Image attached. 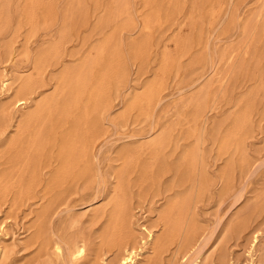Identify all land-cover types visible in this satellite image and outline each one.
Returning <instances> with one entry per match:
<instances>
[{
    "label": "rangeland",
    "instance_id": "rangeland-1",
    "mask_svg": "<svg viewBox=\"0 0 264 264\" xmlns=\"http://www.w3.org/2000/svg\"><path fill=\"white\" fill-rule=\"evenodd\" d=\"M48 1L50 13L43 12L39 5L33 26L27 20L29 0H0V65L7 66L10 73L37 77L35 65L40 51L57 40L68 25L75 31L65 55L78 53V58L114 33L122 49L124 72L119 82L111 85V121L105 123L107 132L99 147L104 149L102 172L106 182L79 190L72 200L73 213L82 218L81 229L92 243L87 262L92 263L100 249L107 250L111 245L109 237L102 234L111 215L116 184L112 173L122 163L111 159L125 146L142 144L170 129L177 156L199 144L215 178L230 162H237L227 189L225 182H216L197 200L196 218H188L183 233L193 220L200 239L181 264H191L194 255L200 253L216 264H254L249 254L254 232L260 233L254 258L264 263V0H130L129 14L116 21L112 18L116 11L113 0ZM168 1L172 7L168 8ZM152 16L156 21L152 28L145 29ZM117 25L123 27L116 30ZM135 40L146 41L145 56H133ZM166 55L174 64L164 76L158 100L147 111L131 109L137 96L162 76ZM63 68L51 65L45 75L38 76L37 85L44 86L39 91L46 90L22 113L54 93ZM198 97H204L208 108L206 115L197 119ZM246 109L248 122L240 125L241 112ZM237 131L235 136L242 137L241 149L233 144L230 151L225 150L224 140ZM7 138L0 136V154L7 148ZM132 177L130 195L149 191L148 182L141 186L139 174ZM168 180L167 185L171 182ZM96 191L101 197L90 207L87 201ZM43 193L39 189L10 217L5 214L7 204L0 208V223L7 222V233L0 237V244L15 249L9 257L0 256V264H27L36 255L39 245L31 242L38 233L39 213L47 204ZM166 202L163 195L149 194L142 204L136 198L140 222L162 224L165 220L160 210ZM56 224L59 226V220ZM180 242L177 240L161 254L150 250L143 260L149 257L153 264H174L183 255L178 252Z\"/></svg>",
    "mask_w": 264,
    "mask_h": 264
},
{
    "label": "bare ground",
    "instance_id": "bare-ground-1",
    "mask_svg": "<svg viewBox=\"0 0 264 264\" xmlns=\"http://www.w3.org/2000/svg\"><path fill=\"white\" fill-rule=\"evenodd\" d=\"M113 2L116 4L112 16L115 21L129 14L130 0ZM39 5L43 6L46 14L51 11L48 0H29L27 20L33 26L36 25ZM169 7H172L170 1ZM156 19L150 17L144 28H152ZM122 27L117 25L116 30ZM74 31L71 25L66 26L57 40L40 51L35 65L39 77L45 75L51 65H62L64 68L54 93L39 99L27 112L21 111L30 107L46 89L39 91V87L44 86L37 85L38 76L12 74L7 66L0 65V136L8 137L7 148L0 154V160L6 158L4 162L0 161V208L7 204L5 214L10 217L12 211L29 203L39 189L44 191L47 204L39 213L38 233L31 242L39 247L27 264H153L152 258L143 260L145 254L150 250L161 254L177 240L181 241L178 252L183 255L174 264H181L196 246L194 242L200 239L199 228L193 220L183 233L188 218H196L197 200L216 182H225L227 189L237 162L226 164L224 172L215 178L199 144L184 149L177 156L170 129L142 144L125 146L115 157H110L113 162L122 161L112 173L116 184L111 195V215L102 234L103 238L109 237L111 245L107 250L100 249L94 261L88 263L92 243L81 229L82 218L73 213L72 200L79 190L97 188L106 182L102 172L104 149L99 147L107 132L105 123L111 121V85L119 82L124 65L117 33L99 45L90 46L78 58V53L65 55V48ZM146 45L145 40L133 41V56H145ZM8 52L13 53L11 48ZM165 59L162 76L137 96L131 109L140 107L147 111L156 103L164 76L174 64L171 56L166 55ZM196 102L198 119L203 113L206 115L208 105L204 97H198ZM241 113L240 125L246 124L249 111L246 109ZM125 116L123 114V118ZM218 133H215L216 138H219ZM237 133L224 140L225 150L228 151L233 144L238 151L241 149L242 137L235 136ZM133 174H139L141 186L149 183V191L130 195ZM166 178L171 181L168 185ZM149 194L154 197L163 195L167 201L160 210L165 220L162 224L140 222L142 216L136 211L139 206H135L134 200L137 198L142 204ZM100 197L96 191L87 201L89 206H94ZM57 220L59 226H56ZM6 225V221L0 223L1 238L7 233ZM259 241L260 233H252L249 254L254 264H264L254 258ZM14 251V247L3 242L0 244V256L9 257ZM190 261L191 264H216L214 260L203 258L202 253L194 255Z\"/></svg>",
    "mask_w": 264,
    "mask_h": 264
}]
</instances>
